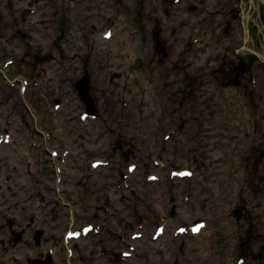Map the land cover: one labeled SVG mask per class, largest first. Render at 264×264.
Masks as SVG:
<instances>
[{
  "label": "rangeland",
  "instance_id": "obj_1",
  "mask_svg": "<svg viewBox=\"0 0 264 264\" xmlns=\"http://www.w3.org/2000/svg\"><path fill=\"white\" fill-rule=\"evenodd\" d=\"M258 52L264 0H0V264H264Z\"/></svg>",
  "mask_w": 264,
  "mask_h": 264
},
{
  "label": "water",
  "instance_id": "obj_2",
  "mask_svg": "<svg viewBox=\"0 0 264 264\" xmlns=\"http://www.w3.org/2000/svg\"><path fill=\"white\" fill-rule=\"evenodd\" d=\"M156 43H157L156 47H157L158 49H160L161 52H164V49L162 48L160 41L157 40ZM240 66H241V65H240ZM85 77L87 78V75H85ZM86 83H87V82H86ZM75 87H77V89H78V91H79V93H80L82 99L85 101V103H86V105H87V112H88V113H93L94 110H93V107H91V98H90V96L87 95V91H86L88 85H87V86H86V85L81 86V85L78 83V81H77V83L75 84ZM36 238H38V234H36Z\"/></svg>",
  "mask_w": 264,
  "mask_h": 264
},
{
  "label": "bare ground",
  "instance_id": "obj_3",
  "mask_svg": "<svg viewBox=\"0 0 264 264\" xmlns=\"http://www.w3.org/2000/svg\"><path fill=\"white\" fill-rule=\"evenodd\" d=\"M244 29H245V39H249L250 38V36L248 35V31H250L249 29H250V27H249V25L247 24V23H244ZM159 41V40H158ZM132 45V44H131ZM131 45H129V47L131 46ZM128 47V48H129ZM135 47V44L133 45V47L132 48H134ZM157 48V47H156ZM247 48V46L246 45H244L243 47H241V49H240V51L241 50H245ZM158 50H160V49H158ZM259 53V55H260V57H261V59L263 60V62H264V53L263 52H258ZM238 54H239V51H238ZM238 73H241V69L238 71ZM232 181V180H231ZM19 182V181H18ZM233 182V181H232ZM230 189H228V186H227V191L229 192V191H231V189L233 188L232 187V184L230 183ZM94 190H95V187H94ZM9 194H10V191H9ZM105 215V214H104ZM9 220V223L11 222V219H8ZM204 225V224H203ZM205 226V225H204ZM204 226H202V227H200V229H199V232L198 233H194V235L196 236V237H199L200 235H202L203 234V231H204ZM86 226H85V229L84 230H86ZM73 230H71V232H72ZM73 232H76V231H73ZM164 233V232H163ZM87 235V234H86ZM76 236V235H75ZM201 237V236H200ZM66 243V242H65Z\"/></svg>",
  "mask_w": 264,
  "mask_h": 264
}]
</instances>
